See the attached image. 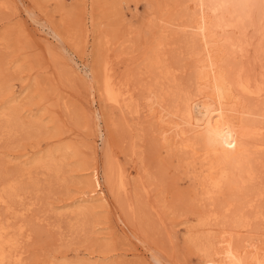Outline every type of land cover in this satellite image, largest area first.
<instances>
[{"label": "rangeland", "instance_id": "374dc122", "mask_svg": "<svg viewBox=\"0 0 264 264\" xmlns=\"http://www.w3.org/2000/svg\"><path fill=\"white\" fill-rule=\"evenodd\" d=\"M184 1L0 0V113L16 107L24 121L35 118L41 125V132L13 131L0 116V195L16 187L8 202H0V224L16 241L6 264H207L189 240L202 230L187 198L196 168L188 170L167 153L158 134L167 123L157 122L158 105L149 107L159 75L148 67L154 49L173 66L180 86L195 72ZM255 18L241 33L244 54H226L224 62L229 70L242 69L262 94L249 101L264 107V21ZM104 61L127 105L102 95L96 77ZM263 127L256 143L257 184L264 187ZM60 145L73 148L60 178L42 167L22 174L25 162ZM110 162L126 170L124 189L109 185ZM94 166L108 203L95 208L80 230L73 209L89 189L85 180ZM246 212L245 227L214 221L203 228L238 245L263 244L264 213Z\"/></svg>", "mask_w": 264, "mask_h": 264}, {"label": "bare ground", "instance_id": "6f19581e", "mask_svg": "<svg viewBox=\"0 0 264 264\" xmlns=\"http://www.w3.org/2000/svg\"><path fill=\"white\" fill-rule=\"evenodd\" d=\"M183 3L186 6L182 12L188 16V21L182 26L185 30L189 29L192 35H189L191 40L186 46L190 44L188 53L195 62V72L187 86H180L171 69L173 66L164 63L161 51L154 49L148 58V67L151 71H159V75L155 91L151 90L153 95L148 96L150 109L153 111L158 105L157 109L161 112L157 122L167 123L158 132L161 141L168 147L167 153L179 162H185L188 170L196 168L193 176L196 182L187 193V198L189 204L197 208L198 225L202 230L189 240L206 257L207 264H264V243L238 245L224 234L214 235L203 228L214 221L236 228L245 227L248 220L245 208L264 213V205L259 203L260 199H264V187L257 184L260 164L257 165L259 143H256L259 130L264 126L260 125L264 121V107L249 101L250 97L262 94L246 79L242 69L231 71L224 62H229V55L239 56L246 51L247 41L242 31L247 23L252 25L257 16L264 21V0H185ZM101 70L96 83L100 85L102 95L113 105H127V98L121 92L123 88L115 80L108 61L102 63ZM197 106H200L199 111ZM128 107L131 108V105ZM0 116L7 117L10 130L33 133L39 129L38 132H41L38 119L24 121L16 107L9 106L1 111ZM171 130H175L172 135L169 133ZM99 136L109 148L104 133ZM72 149L71 145H60L25 162L20 171L22 174L30 173L31 169L42 167L48 174L60 178L68 166ZM95 168L91 167L93 170L85 180L88 191L82 193L73 209L80 230L87 225L95 208L108 203L101 177ZM125 171L110 162L105 171L109 185L124 189ZM4 191L7 197H11L15 195L16 187L11 184ZM143 191L146 189L143 188ZM7 197L0 195V202H8ZM14 242L9 226L0 224V264H6L9 259L8 263L11 261Z\"/></svg>", "mask_w": 264, "mask_h": 264}, {"label": "snow or ice", "instance_id": "6c2138e0", "mask_svg": "<svg viewBox=\"0 0 264 264\" xmlns=\"http://www.w3.org/2000/svg\"><path fill=\"white\" fill-rule=\"evenodd\" d=\"M230 147H231V145H230Z\"/></svg>", "mask_w": 264, "mask_h": 264}]
</instances>
